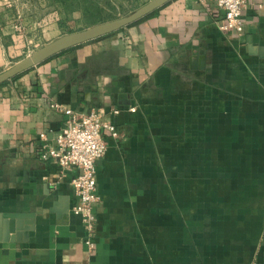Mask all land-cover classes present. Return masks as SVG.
Returning a JSON list of instances; mask_svg holds the SVG:
<instances>
[{
  "label": "crops",
  "instance_id": "crops-1",
  "mask_svg": "<svg viewBox=\"0 0 264 264\" xmlns=\"http://www.w3.org/2000/svg\"><path fill=\"white\" fill-rule=\"evenodd\" d=\"M223 17L216 0H170L0 85V216L32 215L26 235L0 233V264H264V226L245 222L264 212V0L241 33ZM26 41L0 24V66ZM52 101L102 108L119 132L102 131L91 250L77 169L41 157L66 120Z\"/></svg>",
  "mask_w": 264,
  "mask_h": 264
},
{
  "label": "built area",
  "instance_id": "built-area-1",
  "mask_svg": "<svg viewBox=\"0 0 264 264\" xmlns=\"http://www.w3.org/2000/svg\"><path fill=\"white\" fill-rule=\"evenodd\" d=\"M195 1L204 2V0ZM216 3L224 13L220 28L241 33L242 15L247 7V0H216ZM50 107L64 114L66 120L57 133L54 143L46 145L41 157L54 159L63 170L77 169L71 184L78 202L71 211L80 217L85 233L84 245L87 250H91L95 245L96 205L99 201L95 163L104 155L107 148L102 131L108 130L113 137H119V132L114 124L103 119L102 108L75 111L56 101H52ZM39 135L44 137L45 133Z\"/></svg>",
  "mask_w": 264,
  "mask_h": 264
},
{
  "label": "rangeland",
  "instance_id": "rangeland-1",
  "mask_svg": "<svg viewBox=\"0 0 264 264\" xmlns=\"http://www.w3.org/2000/svg\"><path fill=\"white\" fill-rule=\"evenodd\" d=\"M148 1L0 0V24L14 20L20 30L23 31V34L27 36L26 48L13 54L8 62L1 65L0 72L11 66L19 58L62 34L82 30L100 22L125 16ZM54 23L59 26L56 32H52ZM247 151H251V149H247ZM249 182V180L245 181L247 184L244 185V191L247 189V185H250ZM255 211L250 220L247 216L245 217L246 225H250L258 214L260 231H262V226H264L262 225L264 224L262 201L258 213L257 210ZM216 230L212 228L213 235H216Z\"/></svg>",
  "mask_w": 264,
  "mask_h": 264
},
{
  "label": "water",
  "instance_id": "water-1",
  "mask_svg": "<svg viewBox=\"0 0 264 264\" xmlns=\"http://www.w3.org/2000/svg\"><path fill=\"white\" fill-rule=\"evenodd\" d=\"M168 1L170 0H149L125 16L100 22L82 30L62 34L36 48L1 71L0 84L9 81L27 69L72 46L115 32L143 18ZM29 217H32V215H28L27 213L9 212L2 214L0 216V233L3 238L5 239L7 236L12 238L10 234H14L17 238L20 235H26V232L31 229L32 222L28 223V221H24L23 219Z\"/></svg>",
  "mask_w": 264,
  "mask_h": 264
},
{
  "label": "trees",
  "instance_id": "trees-1",
  "mask_svg": "<svg viewBox=\"0 0 264 264\" xmlns=\"http://www.w3.org/2000/svg\"><path fill=\"white\" fill-rule=\"evenodd\" d=\"M157 11V9L156 10H154L153 12H151V13H149V14H147L146 16H144L143 18H141V19H144V18H147V17H149V16H151L153 13H155ZM140 20V19H139ZM6 83V82H5ZM4 83H2V84H0V85H3Z\"/></svg>",
  "mask_w": 264,
  "mask_h": 264
}]
</instances>
